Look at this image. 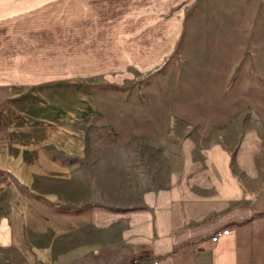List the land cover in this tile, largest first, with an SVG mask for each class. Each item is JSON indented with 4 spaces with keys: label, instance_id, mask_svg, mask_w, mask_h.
Returning a JSON list of instances; mask_svg holds the SVG:
<instances>
[{
    "label": "crops",
    "instance_id": "0c3cea01",
    "mask_svg": "<svg viewBox=\"0 0 264 264\" xmlns=\"http://www.w3.org/2000/svg\"><path fill=\"white\" fill-rule=\"evenodd\" d=\"M170 1L0 0V25L64 9L96 15L94 25H101L99 32L120 41L129 31L122 26L135 27L139 15L155 24L186 26L180 35L142 36L146 56L190 57L194 50H213L219 45L218 39L208 41L213 34L206 32L202 38L199 30L189 27L227 25L229 18L228 24L241 26L236 71L245 75L264 65V0H242L240 20L232 19V2H221L232 9L216 21L210 9L211 15L206 16L205 10L201 15L197 6L185 17V0H175V15L169 18L162 12ZM138 5L150 12L138 13ZM122 16L126 21L118 20ZM229 49L223 71L232 79L234 54L231 45ZM105 80L111 85L89 79L42 83L24 81L18 75L0 81V194L10 192L8 210H0V264H264V181L249 207L232 209L234 201L244 200L245 190L232 173L227 151L211 162L213 176L192 179L195 187L188 188L190 192L177 178L170 188L147 192L144 208L123 217L102 208L76 206L62 192L61 185L73 182L71 160L93 147L86 131H73L74 121L94 120L99 131L95 139H101L118 125H113L116 116L112 115L125 120L128 115L123 114L131 109L128 105L137 102L128 91L118 92L114 87L126 83L124 78ZM37 102H54L60 108L54 115L31 111ZM1 174L10 175L14 184L8 186ZM39 183L50 188L40 192ZM223 228H229V234L213 241L212 234Z\"/></svg>",
    "mask_w": 264,
    "mask_h": 264
},
{
    "label": "rangeland",
    "instance_id": "374dc122",
    "mask_svg": "<svg viewBox=\"0 0 264 264\" xmlns=\"http://www.w3.org/2000/svg\"><path fill=\"white\" fill-rule=\"evenodd\" d=\"M226 1L232 2V19L240 20L242 0H185V17L197 6L201 15L204 10L206 16L211 15L210 9L215 21L223 20L218 16L225 17L224 12L232 9L221 4ZM169 3L162 14L170 18L178 2ZM142 6H137L138 13L150 12ZM95 16L55 9L0 25V81L18 75L24 81L42 83L89 79L94 84L111 85L106 77L124 78L126 83L114 87L137 98L134 105H128L133 106V112L128 109L123 114L128 118L118 120V114L112 115L116 116L113 125H118L101 139H95L99 131L94 120L74 121L73 131H86L93 147L71 160L73 182L61 185L62 192L76 206L102 208L123 217L144 208L147 192L170 188L177 178L185 192H190L188 188L195 187L192 179L213 176L211 162L227 151L232 173L245 190L244 200L234 201L232 209L249 207L264 181V65L245 75L236 71L240 67L235 64L240 59L235 48L241 26L228 24L229 18L227 25L190 26L199 30L202 38L206 32L213 34L208 41L218 39L219 47L194 50L190 57L173 53L150 57L145 55L142 36L180 35L186 26L155 24L153 19L138 15L135 27L122 26L129 31L119 41L99 32L101 25H94ZM229 36L231 42L226 40ZM230 45L232 79L223 71ZM43 95L50 99V94ZM31 108L54 115L60 105L37 102ZM1 176L8 186L14 184L10 175ZM37 188L46 192L50 186L39 183ZM9 200V191L0 194V210H8Z\"/></svg>",
    "mask_w": 264,
    "mask_h": 264
},
{
    "label": "built area",
    "instance_id": "2783aa9c",
    "mask_svg": "<svg viewBox=\"0 0 264 264\" xmlns=\"http://www.w3.org/2000/svg\"><path fill=\"white\" fill-rule=\"evenodd\" d=\"M229 232H230V229H229V228H223V229H220V230H218V231H216V232H214V233L212 234V240H213V241H218L219 238H220L222 235H227V234H229ZM37 264H45V263H37Z\"/></svg>",
    "mask_w": 264,
    "mask_h": 264
}]
</instances>
